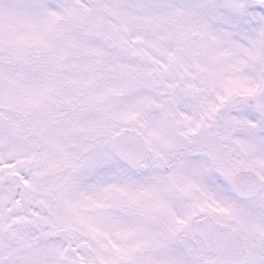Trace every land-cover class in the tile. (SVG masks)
Instances as JSON below:
<instances>
[{
	"label": "rangeland",
	"instance_id": "1",
	"mask_svg": "<svg viewBox=\"0 0 264 264\" xmlns=\"http://www.w3.org/2000/svg\"><path fill=\"white\" fill-rule=\"evenodd\" d=\"M0 77L16 100L6 118L21 129L26 114L35 118L18 98L40 111L47 88H72L65 96L58 89L45 136L32 138L36 161L10 156L0 108V264H68L74 255L84 264H187L159 242L156 200L182 209L189 198L224 201L234 164L264 178V0H0ZM245 94L253 108L241 102ZM122 126L142 128L156 151L188 141L195 150L182 170L164 151L172 172L158 185L150 174L133 184L105 140ZM177 185L188 199L168 196ZM178 208L168 215L174 226L186 214ZM54 215L66 218L57 229L36 223ZM17 253L23 258L13 261Z\"/></svg>",
	"mask_w": 264,
	"mask_h": 264
},
{
	"label": "flooded vegetation",
	"instance_id": "2",
	"mask_svg": "<svg viewBox=\"0 0 264 264\" xmlns=\"http://www.w3.org/2000/svg\"><path fill=\"white\" fill-rule=\"evenodd\" d=\"M239 168H250V166L241 165ZM151 170L150 180L158 181L161 177V172L156 166L141 174L146 175ZM246 189L249 190L250 188ZM230 192L228 199L219 201L217 204L215 202L209 203L202 199L193 201L188 197V200L191 202H188L187 205H180L186 208H180L187 213L185 219L175 226V220L168 216L169 211L174 207L162 203L160 199H157L155 207L162 215L161 227H159L158 233L160 244L163 247L168 246L174 250L180 256L178 259L188 264H208L214 259V254L208 251L198 235V230L188 227V225L206 215H211L217 222L231 226L239 233L245 250V256L239 261V264H264V178L260 180L258 193L240 196L231 190ZM22 193L25 195L24 188L22 189ZM179 197L182 198V196ZM163 210L166 214L165 216L162 214ZM50 217L51 222L48 224L42 223L40 219H36V223L41 224L43 229H47L49 224H52L55 228H59V218L56 215H54V218ZM166 226L169 228V232L165 237H161L165 232ZM42 234L44 235V233ZM71 241L75 244V239ZM68 264L71 263L69 262Z\"/></svg>",
	"mask_w": 264,
	"mask_h": 264
},
{
	"label": "water",
	"instance_id": "3",
	"mask_svg": "<svg viewBox=\"0 0 264 264\" xmlns=\"http://www.w3.org/2000/svg\"><path fill=\"white\" fill-rule=\"evenodd\" d=\"M135 56L141 59L138 54H135ZM159 86H162V84ZM242 102L248 107H253L254 105V100L249 96H244ZM110 144L113 154L132 170L144 171L154 161L161 170H168L164 159L161 156L154 158L142 135L134 128L124 127L120 129L111 136ZM252 175L256 177L253 192H258L257 175L249 170L238 171L231 177L230 184L233 190L236 193L243 191L242 188L245 186V180L253 178ZM43 211L47 212L45 208H43ZM193 227L199 230V236L209 250L215 254L214 261L209 264H234L241 258L244 250L240 243V236L236 230L220 225L210 217H204L196 221ZM73 264L82 263L74 260Z\"/></svg>",
	"mask_w": 264,
	"mask_h": 264
},
{
	"label": "trees",
	"instance_id": "4",
	"mask_svg": "<svg viewBox=\"0 0 264 264\" xmlns=\"http://www.w3.org/2000/svg\"><path fill=\"white\" fill-rule=\"evenodd\" d=\"M195 62L200 67V64L197 61H195ZM58 71H59V73H63L62 72V66H60L58 68ZM0 80H2V79H0ZM67 87H68L67 85L62 84L61 86H59V89H61L63 92L66 93ZM2 92H6L7 93V96H6V101L3 100L4 102L2 103V105H0V108L3 109L7 113V112H10L11 111V108H12V98H11V95L8 94V90H6L5 88L0 89V93H2ZM3 123L5 125V129H10L7 121L3 120ZM20 140L24 144H23L22 151L20 153H18V156L19 157L20 156H25V154L28 155V154H35V153L38 154L39 153V150H38L39 148H37V146H36V144L34 142V139H29L27 141H24L23 139H20ZM105 140L107 142L108 137H106ZM35 147H36V150H34Z\"/></svg>",
	"mask_w": 264,
	"mask_h": 264
}]
</instances>
